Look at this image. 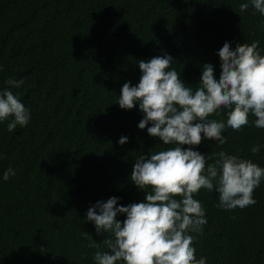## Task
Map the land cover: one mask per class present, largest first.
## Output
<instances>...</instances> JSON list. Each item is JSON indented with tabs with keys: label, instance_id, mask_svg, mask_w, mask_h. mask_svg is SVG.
Masks as SVG:
<instances>
[{
	"label": "trees",
	"instance_id": "16d2710c",
	"mask_svg": "<svg viewBox=\"0 0 264 264\" xmlns=\"http://www.w3.org/2000/svg\"><path fill=\"white\" fill-rule=\"evenodd\" d=\"M254 40L264 55V15L251 0H0V91L23 80L11 90L30 112L11 132V117L0 122V264H95L112 234L96 232L88 208L110 197L143 202L145 190L130 179L136 159L172 147L148 134L151 123L138 127V103L118 104L123 84L139 83L138 62L170 55L194 92L205 63L219 79L225 42ZM227 111L209 119L226 121ZM248 120L239 131L226 127L223 145L205 138L181 147L210 156L207 164L224 151L264 168V128ZM9 167L15 175L4 180ZM194 198L207 220L202 233H188L197 260L264 264V180L243 209L219 207L215 182Z\"/></svg>",
	"mask_w": 264,
	"mask_h": 264
},
{
	"label": "clouds",
	"instance_id": "9594fccd",
	"mask_svg": "<svg viewBox=\"0 0 264 264\" xmlns=\"http://www.w3.org/2000/svg\"><path fill=\"white\" fill-rule=\"evenodd\" d=\"M251 4L264 15V0H251ZM248 7V3L239 5L241 12ZM218 56L219 79L213 65L205 63L194 92L171 68L173 58L167 54L140 60L139 83L123 84L119 106L131 109L138 103L144 113L138 127L144 129L151 123L148 134L172 147L136 159L130 179L145 190L143 202L123 206L117 204V197H110L88 208L86 219L94 222L96 232L112 234L104 241L107 250L95 252V264H206V258L196 259L194 236L188 234L202 233L207 223L205 209L194 194L202 188L212 191L215 182L219 207L243 209L256 203L253 193L264 180V168L224 151L207 164L210 156L181 147L197 146L205 138L223 145L224 129L239 131L248 124L250 114L255 117L254 126L264 128V55L258 41L239 43L234 49L225 42ZM7 84L11 87L0 91V122L11 117L7 125L11 132L17 125L28 124L30 112L11 90L23 80L9 79ZM221 109H228L226 121L209 119ZM126 141L127 137H121L118 143ZM251 151L258 153L260 146L254 145ZM14 175L9 167L3 179ZM118 213L126 218L116 219Z\"/></svg>",
	"mask_w": 264,
	"mask_h": 264
}]
</instances>
